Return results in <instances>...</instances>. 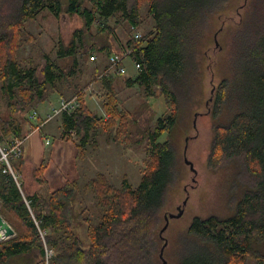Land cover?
Listing matches in <instances>:
<instances>
[{
  "label": "trees",
  "instance_id": "obj_1",
  "mask_svg": "<svg viewBox=\"0 0 264 264\" xmlns=\"http://www.w3.org/2000/svg\"><path fill=\"white\" fill-rule=\"evenodd\" d=\"M229 1L0 0V99L6 105V113L0 110V143L9 146L13 138L24 139L36 129L28 114L49 100L51 90L62 98L72 90L80 105L71 114H62L60 138L73 140L79 157L100 128L116 127V139L123 135L125 142L144 140L147 152L137 185L127 175L117 185L101 171L83 184L80 179L68 181L47 196L27 194L23 182L19 186L7 165L0 164V213L16 232L0 240V264H46L36 220L47 230L45 240L54 249L49 264L164 263L161 232L184 173L174 134L190 117L197 94L204 93L203 50L209 42L205 25ZM144 4L154 20L152 29L139 39L133 34L126 43L142 69L123 82L129 88L139 86L147 98L164 96L170 111L156 119L154 128L140 126L138 113L121 108L117 84L126 75L103 77L107 90L102 106L107 118L87 103L90 84L73 80L79 55L90 60L97 53L109 57L123 51L107 43L86 45L82 34L95 25L101 34L114 32L109 22L118 15L137 29L143 23ZM45 9L56 16L78 15L84 24L78 33L80 42L73 37L58 50L65 65L47 55L43 64L35 65L18 58L27 22ZM248 9L237 35L238 48L233 44L236 83L221 79L211 103L213 138L207 167L230 172L226 210L197 214L182 229H175L172 243L166 245V264H264V0H251ZM235 96L239 103L234 102ZM10 161L22 175L24 149ZM47 165L45 158L33 169L39 183L46 182ZM91 194L92 204H87ZM80 226L85 227V237L78 232Z\"/></svg>",
  "mask_w": 264,
  "mask_h": 264
},
{
  "label": "rangeland",
  "instance_id": "obj_2",
  "mask_svg": "<svg viewBox=\"0 0 264 264\" xmlns=\"http://www.w3.org/2000/svg\"><path fill=\"white\" fill-rule=\"evenodd\" d=\"M250 1L230 0L226 3L224 10L218 13L217 11L220 9L214 11L213 17H209L205 25L209 42L203 50L206 80L203 86L204 93L197 94V100L191 106L190 117L178 126L174 134L177 153L182 161L184 173H182L179 181L177 190L179 193L172 196V202L167 208V214H175L173 218H176L169 222L167 229L162 233L164 243L167 241V246L174 239V230L182 229L195 215L220 213L226 210L230 172L226 170L213 172L207 167V156L213 138L211 103L214 88L221 79L224 77L230 81L236 79L237 70L231 63L235 54L233 44L238 48L237 35L243 28ZM142 14L143 23L135 31L118 15L111 18L109 22L111 26L115 27L114 32L101 34L95 25L91 30L83 32L82 40L86 45L93 42L107 43L113 47V50L124 51L126 43L133 34L139 32L142 36L152 29L154 20L148 14L147 4L143 5ZM83 25L78 15L62 13L60 16H56L49 9L43 10L37 18L27 22L22 46L18 52L19 60L28 65L43 64V55H47L51 60L62 64L58 56L60 46L69 44L73 37L77 42H80L78 33L83 29ZM95 55L96 58L90 60H84L79 55V66L73 80L75 83L90 84L86 93L87 103L95 112L103 115L105 110L102 103L107 89L102 83V73L108 64L109 57L106 53ZM126 61L128 69L126 76L110 77L113 79L120 78L117 84L120 106L133 114L138 113L140 126L148 125L154 128L156 119L165 112H169L170 109L165 103L164 96L157 94L147 98L139 86L131 88L125 86L123 82L125 78L138 74L134 63L130 59H126ZM235 83L236 80L233 85ZM244 86L248 89V82ZM72 92V90L66 91L69 95L64 98H77L75 95L72 96ZM50 94L52 95L49 100L43 102L49 105L48 111L43 112L39 108L41 103L29 114H33L37 110L44 119L47 117V112L52 114L53 106L56 108L59 106L58 97L61 96L52 90ZM238 99L240 98L235 96L234 102L239 103ZM0 104V110L6 113L4 99H0ZM61 117L62 114L56 116L51 120V123L60 120ZM151 118L152 120H150ZM115 128L108 131L100 128L92 143L87 146L85 154L79 157L78 166L82 174V178H80L82 184L101 171L105 172L110 180L117 185L122 182L124 175L128 176L133 185L139 184L147 161L145 141L143 140L139 144L137 142H125L123 135L116 139ZM32 132L25 136L23 143L25 157L31 159L34 158L37 151L41 150V147H32L33 136L35 135ZM47 143L49 144L50 141ZM0 144L2 147L7 146ZM52 146L53 144L50 145V147ZM87 198V204H92V194L88 195ZM179 213L180 215L177 217L176 215ZM184 222L185 224H183ZM78 232L85 237L84 226H80ZM166 249L167 247L164 249L163 259L167 261Z\"/></svg>",
  "mask_w": 264,
  "mask_h": 264
},
{
  "label": "crops",
  "instance_id": "obj_3",
  "mask_svg": "<svg viewBox=\"0 0 264 264\" xmlns=\"http://www.w3.org/2000/svg\"><path fill=\"white\" fill-rule=\"evenodd\" d=\"M60 100L61 97H58V102ZM39 108L45 112L48 111L49 105L42 103ZM61 130L62 117L53 123L51 120L45 122L40 128L36 127L33 130L32 134L35 135L32 147L38 146L41 147V150L35 153L33 159L26 158L21 179L27 194L38 193L47 196L50 192L64 186L68 181L82 178L78 166V147L73 140L60 138ZM47 140L50 141L49 144ZM51 144H53L52 147H50ZM45 158L48 160L47 168L43 173L46 182L39 183L33 176V169L39 167Z\"/></svg>",
  "mask_w": 264,
  "mask_h": 264
},
{
  "label": "built area",
  "instance_id": "obj_4",
  "mask_svg": "<svg viewBox=\"0 0 264 264\" xmlns=\"http://www.w3.org/2000/svg\"><path fill=\"white\" fill-rule=\"evenodd\" d=\"M135 30H137V29H134V31ZM134 36L137 39L142 37L139 32L135 33ZM131 52H132V48H126L123 51V54L115 53V54H112L111 56H109V61H108L107 66H105V68H104V72L102 73V77L106 76L107 78H110L113 76L126 75L128 73V69L126 66V62H127L126 59H130L134 63L136 71H137V73H139L140 70L142 69V65L140 62H138L137 59H134ZM91 58L95 59L96 55H93ZM79 105H80V103H79V100L77 98H73V99L61 98V100L59 102V106L57 108L56 107L53 108L52 114H50V113L46 114L47 117L45 119L37 110H35L33 114H29L28 118L31 122H33V123L35 122L34 124L37 125L38 128H40L43 123L52 120L53 118H55L58 115H61L63 113L71 114L72 112L77 110ZM103 115L107 118V115L105 113ZM47 142H49V140H47ZM23 143H24V139L15 137L12 139L9 146L2 147L0 144V164L5 163L7 165L8 169L13 174V176H14V178L17 181L19 186H21V183H22L21 175L18 174L14 170L10 160L12 158L18 157L22 154ZM27 203L29 204L28 200H27ZM0 205H1V202H0ZM36 223L39 227L40 235L43 238V241L45 243L46 264H49L50 257L54 253V249L49 247L46 240H45V235L47 233V230L42 229L39 226V221L36 220Z\"/></svg>",
  "mask_w": 264,
  "mask_h": 264
},
{
  "label": "water",
  "instance_id": "obj_5",
  "mask_svg": "<svg viewBox=\"0 0 264 264\" xmlns=\"http://www.w3.org/2000/svg\"><path fill=\"white\" fill-rule=\"evenodd\" d=\"M179 215H180V213L177 214L176 216L178 217ZM174 216H175V214H169V217L167 218V224L162 229L161 233H163L166 230V228L168 227V224L170 222V218H173ZM15 234H16L15 229L11 226V224L0 213V240L7 239V238H9L11 236H14ZM166 244H167V241H166V243L164 244V246L161 249V257H162V259H163V252H164ZM163 264H166L165 260H164Z\"/></svg>",
  "mask_w": 264,
  "mask_h": 264
}]
</instances>
